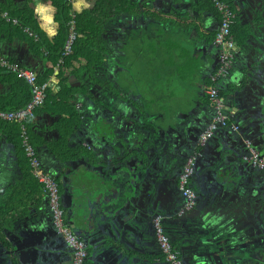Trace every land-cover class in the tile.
<instances>
[{
  "label": "crops",
  "instance_id": "0c3cea01",
  "mask_svg": "<svg viewBox=\"0 0 264 264\" xmlns=\"http://www.w3.org/2000/svg\"><path fill=\"white\" fill-rule=\"evenodd\" d=\"M224 1L234 16L236 15L233 21V37L238 49L235 50L234 70L230 76L227 75L223 79L220 85L223 92L220 93L223 98L228 95L234 99L241 90H245L250 92L249 97H253L251 92L256 90V86L252 85L251 89L246 81V74L249 69H257L258 62H264V0ZM67 2L70 6V16H82L96 7V0ZM20 13L33 18L40 37L47 44L53 42L60 23L53 0H0V58L17 62L48 83L44 106L25 123L31 131L33 147L39 158L41 157L43 166L47 167L48 163L56 159L54 157L58 156L59 149L63 148V137L64 141L68 139V145L75 143L77 136L78 139L84 137L89 140L92 137L102 161L103 152L110 158L115 156L112 148L105 149L109 140L105 133L109 131L107 133L114 135L117 119L109 128L103 119L95 118V113L89 114L85 107H82L80 100L70 97L71 94L84 92V85L87 83L94 84L98 81L103 85L102 78L106 76L102 72L103 60L107 57L116 59L115 98L122 110L125 111L128 106L127 110L131 111L132 115L138 112L143 114L145 120L162 123V130L168 133V137L176 134L175 130H171L181 120H194L205 128V123L211 119L207 109L209 103L205 87L218 61V50L213 45V39L219 16L210 0H117V3L108 0L103 3L99 16H93L98 20L97 37H89L88 33L87 36H80L85 43L84 55L76 57V60L59 69H56V65L52 68L48 53L44 49L40 50V54L32 51L29 39L36 41V35H30L28 29H25L24 33L28 35L26 40L9 30V24L18 26L17 20L11 19V15L19 16ZM3 15L16 23L7 22ZM94 26L92 25V28ZM263 66L261 64L258 70H263ZM14 81L11 76L6 78V75L0 73V99H6L12 94ZM77 98L79 99L80 95ZM144 115L147 117L144 118ZM168 130L171 132H167ZM190 135L194 138L198 136L194 132ZM25 159L20 142V126L17 128L14 125L0 124L1 217L4 219L11 213L20 212L24 213L25 217L30 214L33 221L40 222L42 235L46 234L43 229L48 227L47 234L53 237L54 233L46 219L48 207L44 194L41 187L32 188L35 183L25 173L28 170ZM73 165L74 168L77 167ZM97 174L93 170L87 174L81 172L78 181H75L91 182ZM86 175L87 177H84ZM209 181L210 179L204 177L201 172L194 182L198 195L197 209L183 218L172 216L165 223L166 233L171 237L172 245L180 253V257L186 261L191 258L189 264H196L192 261L195 260L199 247L198 240L200 234L204 233L205 221L207 223L206 219L211 213L210 207L217 199L215 193H212L214 189L208 187ZM86 185L84 188L90 189L91 185ZM166 191L169 192V187ZM246 232L247 237L241 244L250 246L257 240L253 228L247 229ZM22 236L24 239L26 234ZM133 245L135 247L136 244ZM28 248L30 246L22 250L30 263L35 258L33 260V251ZM128 254L131 258H136L138 264H167L154 237L149 243L135 247V252L131 250ZM94 257L89 248L87 264H97L100 261ZM119 257V262H122V257ZM212 258L216 264H221L217 254ZM110 259L109 257L101 264H111ZM54 260H60L58 253L53 254Z\"/></svg>",
  "mask_w": 264,
  "mask_h": 264
},
{
  "label": "water",
  "instance_id": "95a60500",
  "mask_svg": "<svg viewBox=\"0 0 264 264\" xmlns=\"http://www.w3.org/2000/svg\"><path fill=\"white\" fill-rule=\"evenodd\" d=\"M258 64L257 69H249L246 74V81L251 89L252 85L256 86V90L251 92L253 97H249L250 92L245 90L239 91L234 99L228 95L225 97L227 113L241 127L240 133L220 130L207 144L198 147L197 139L204 129L201 123L181 120L171 130H175L176 134L168 137V133L162 130V123L142 118L143 120L138 122L139 130L130 131L133 143L129 152L134 155L135 160L134 164L128 167L131 175L129 172L116 173L110 179L105 178L97 183L96 187L91 188L95 193L94 204L98 207L87 212L83 210L88 209L83 197L77 193L71 194L72 189L71 191L68 189L81 174L74 170V166L70 167L71 170L62 180L67 188L63 195L67 223L75 235L91 248L95 255L94 259L100 260L97 264H101L109 257L111 264H138V260L131 258L128 253L131 250L135 252V247L149 243L153 237L155 238V219L160 218L161 225H165L172 216L183 218L188 215L189 212L185 209L186 199L176 192L172 179L182 160L194 154H197L198 164L196 175L201 174L203 162L207 160L206 157L209 159L210 151H215L216 154L215 161H212L214 164L211 165L214 177L210 179L208 187L214 189L212 193H215L217 199L210 207L211 213L208 214L207 223L205 221L204 233L200 234L199 247L192 263L216 264L212 256L217 254L221 264H264L261 263V258L259 261L254 258L250 246L241 244L247 237L246 230L249 228L255 229L256 236L260 239L259 243L263 239L259 230L263 228L261 199L259 203H253L244 183L250 173L259 169L251 171L248 168L250 165L243 159L246 149L241 142L245 137L259 142L264 127V66L263 70H258L264 62ZM90 86L91 83H87L84 85V92L70 95L71 98L80 100L88 113L95 107V95L90 91ZM207 109L211 118L210 105H207ZM140 129L145 132L141 133ZM191 132L197 133L198 136L194 138L190 135ZM90 139L92 140V137ZM89 141L88 139L87 143ZM241 147L245 149L244 152L237 150ZM102 156L107 162L110 161L106 152H103ZM58 164L60 168L67 167L63 159L62 163L58 161ZM167 187L169 192L166 191ZM253 207L256 208L255 213ZM24 222L26 225L19 228V236L22 238L23 231L27 230L26 236L33 235L40 239L36 249L40 264H72L70 248L53 227H50L54 231L52 237L47 234L48 227L43 229V233L46 234L42 235L40 222L33 221L30 214L24 218ZM169 239L171 240L170 236ZM133 244H136L135 247ZM34 248L35 246L28 249ZM54 253L60 255V260L53 261ZM119 255L122 262H119ZM181 259L183 264H189L191 260L190 258L186 261L182 257Z\"/></svg>",
  "mask_w": 264,
  "mask_h": 264
},
{
  "label": "flooded vegetation",
  "instance_id": "af4514ba",
  "mask_svg": "<svg viewBox=\"0 0 264 264\" xmlns=\"http://www.w3.org/2000/svg\"><path fill=\"white\" fill-rule=\"evenodd\" d=\"M234 18H236V15L234 16ZM236 47H237V45L235 43V50H236ZM217 59H218V55H217ZM115 61H116V59L112 58V57H107L105 60H103L102 72L105 73L106 76L102 78L103 79V82H102L103 85H101L97 81L96 83L91 84V86H90L91 87L90 91H92L95 95V97H94L95 107H94L93 111H89V114H90V112L95 113V115H94L95 118L103 119L107 123V125H109V128H110V125H113L111 123H113L117 119V123H116L117 129H116L114 135L112 136L111 133H107L109 131H107L105 133V134H107V136L109 138L108 144H107L105 149L112 148L115 151V156L113 158L108 157V158H110L109 159L110 161H108V162L106 161L105 158L102 161V159L99 157L100 154H97V150H96L97 147L94 145L93 141L90 139L89 143H87L88 138L81 137L78 139V136H77L76 142L71 143L69 145L67 143L69 141H68V139H66L67 141L63 142L64 143L62 145L63 148L59 149V151H58V156H57L58 158L54 157L56 159L55 160L53 159L50 163H48L46 165L47 167H45L42 165L41 157L39 158V155H38L36 149L33 147L35 149L37 155H38L39 160H40L42 170L54 179V181L58 187L60 204H61V208L63 210V218H64L65 224L67 226H68L67 218H66L67 212L64 210V207H63L64 206V203H63L64 190L67 188H66V185L63 183L62 180H63V178H65V175L67 174V172L71 170L70 167L74 166L73 164L77 165V167L74 168V170H77L80 173L83 172L84 174H87L91 170L98 173L96 175L97 177H95V179H93V181H91V182L90 181L89 182L83 181L81 183H77V181H74V183H72L68 187V189L70 191H71V189L73 190V191H71V194L72 193H78V194L80 193L81 194L84 201L86 202L85 204H87V206H88V209L84 208L83 210H84V212H87L89 209L92 210V209L98 207L94 204L95 193H93L94 191L93 192L91 191V188L96 187V184L99 182H102L103 179H105V178L110 179L113 176V174H116V173L124 174V172L125 173L129 172L128 167L132 166L135 162L134 155L129 152L130 146L133 143V141H132L133 139H132V135L130 134V131L139 130L138 122H141L143 120L142 119L143 114L141 115V114H138V112H137L135 115H132V112L131 111L129 112V110H127L128 106H126V105H125L126 106L125 111L120 108V103L115 98L116 97L115 96V93H116L115 88L116 87H114L115 73H116V71H115L116 62ZM232 70H234V60L232 62L231 69H230L228 76H230ZM105 78H106V80H105ZM221 91L223 92L222 88L220 89V92ZM90 96H92V95L90 94ZM223 100L225 102V98H223ZM225 111L227 112L226 105H225ZM34 113H33V115H34ZM211 116H212V112H211ZM32 117H34V116H32ZM229 117H230L231 122L237 126V129L234 132L240 133L241 127L239 126V124L236 123V121H234L230 115H229ZM30 119H32V118H30ZM29 120H27V122ZM218 131H220V130H218ZM140 132L144 133L145 130L140 129ZM217 132H215L213 137L216 135ZM116 134H118V136ZM213 137L210 140H212ZM246 139H248L252 142L254 149L259 153L260 156L263 157V154H264V127L262 129V135H261V139L259 142L253 141V140H251V138L245 137V138L241 139L242 146H244V140H246ZM29 140H30V136H29ZM210 140H208V141H210ZM90 142H91V144H90ZM207 142L205 144H207ZM237 150L244 152L245 149L243 147H241V148H237ZM185 153H187V152H185ZM188 153H190V152H188ZM215 154H216L215 151H210L209 152V159L206 157L207 160L203 162L202 172H203L204 177H206L207 179H213V177H214V173H213L214 169L212 168L211 165L214 164V162H212V161H215L214 160ZM245 154H246V151H245ZM245 154H244V156H245ZM194 155H195V159H194V164H193V170H192V173H191V176L189 179V185L196 194V200H195V204H194L193 208L190 211H188L189 212L188 215H190L193 211H195L197 209V202H198V195H197V191H196V187H195V183H194L196 181V178H197L196 166L198 167V164L196 163L197 154H194ZM58 159H60V160L63 159L65 161L64 165H67V167H64V169H61L60 165L57 163ZM186 160H187L186 158L182 160V163L179 165V167L176 171V175L172 179L173 186H174L176 192L178 191L180 193V195H181V192H180V188H179V177L182 173L183 166H184ZM60 163H62V161ZM70 163H71V165H70ZM201 166H202V164H201ZM248 168H250L251 171H253L255 169L252 166H248ZM118 170H119V172H118ZM129 174L131 175L130 172H129ZM250 174L251 175H248V180L244 182L245 187L247 188V191L249 194V198L253 203H255V202L259 203L260 199H261V204L263 206L262 207V209H263V228H259L260 233L263 235L262 236L263 239H262V242L259 243L260 239H259V237L256 236V232L254 231L255 229H253L254 237L256 238L257 241H255V242L253 241V243H252V245H250V247H251V249H253L251 253L253 256H255L254 258L257 261H259V258H261L260 261L262 263V262H264V170H258L257 172L253 171ZM84 177H87V175ZM68 181H70V180H68ZM258 183H261V185L259 186ZM86 184L91 185L90 189L84 188V186H87ZM77 185H79V188H77ZM67 186H68V184H67ZM44 197H45V203L48 207L46 195H44ZM253 209H254V211L253 210L252 211H253V213H255L256 208L253 207ZM25 216L26 215L24 213H21V212L20 213H11V214L5 216V218L3 219V217H1V214H0V264H40V257L37 256V251H36L37 245L40 243V239L34 237L33 235H31L30 237L27 236V238L25 236L24 239L20 238V236H19V234H20L19 228L24 227L26 225V223L24 222ZM46 216H47L46 219H47L49 226L53 227L52 215H51V212L49 210V207H48V211L46 212ZM162 227L166 233L167 231H166L165 225L163 224ZM52 232H54V231H52ZM21 234H22V231H21ZM23 234H26V233L24 232ZM28 246H30V247L35 246V248H34L35 251L32 249L33 260H34V258H35V260L33 262H30V263H28V261L26 260L27 257L23 254V250H22V249H24V247H28ZM85 248H86L87 259H88L89 248L86 244H85ZM71 257H72V255H71Z\"/></svg>",
  "mask_w": 264,
  "mask_h": 264
},
{
  "label": "built area",
  "instance_id": "2783aa9c",
  "mask_svg": "<svg viewBox=\"0 0 264 264\" xmlns=\"http://www.w3.org/2000/svg\"><path fill=\"white\" fill-rule=\"evenodd\" d=\"M210 1L219 16L218 28L213 39V45L218 50V61L205 87V95L208 99L212 116L206 127L198 136V147L204 146L218 130L236 131L237 129V126L231 122L228 113L225 111V102L220 95V85L223 79L229 75L235 56V41L232 35L234 14L224 0ZM3 17L7 22L12 24L16 23L14 20L7 19L6 15H3ZM29 34L32 35L31 33ZM76 38L75 16L72 15L68 22L67 39L63 46L61 57L57 61L56 69L63 66L65 60L71 55ZM0 71L14 75L19 80L24 81L29 86L31 92L30 100L24 108L15 111L0 110V122L16 123L20 126V142L23 152L32 177L41 187L43 194L47 197L48 207L52 215L53 227L70 248L72 264H87L85 243L65 224L58 187L54 179L42 170L38 155L30 143L25 128L27 120L32 118L33 113L44 105L48 94V83H39L35 73L24 68L17 62L3 58H0ZM244 146L246 149V154L243 158L244 161L253 168L264 170V157L260 156L254 149L252 142L246 139L244 140ZM194 159L195 155H191L187 158L179 177L180 192L182 197L186 199L185 209L188 211L193 208L196 200V194L189 185ZM154 233L155 241L163 260L167 264H183L180 253L174 248L169 237L165 233L160 223V218L154 220Z\"/></svg>",
  "mask_w": 264,
  "mask_h": 264
},
{
  "label": "trees",
  "instance_id": "16d2710c",
  "mask_svg": "<svg viewBox=\"0 0 264 264\" xmlns=\"http://www.w3.org/2000/svg\"><path fill=\"white\" fill-rule=\"evenodd\" d=\"M108 2V0H96V7L93 9V11L85 13L82 16H75V23H76V34L77 38L72 48L71 55L65 60L63 67H66L70 62L73 60H76L78 56L84 55L85 51V43L80 38V36H87V33L89 34V37H97L99 34L98 29L96 28V23L98 20H96L93 16H99V12L101 11V7L104 2ZM115 3H117V0H114ZM108 4L111 5V2ZM53 5L57 10V20L60 23L59 29L57 32L56 37L54 38L52 43L45 42L44 39L40 37V33L38 32L36 25L34 24V20L32 17H29L27 14L20 13V15L12 16L11 19H16L18 22V26H12L11 24L7 25L12 31L13 34L18 35L22 38L28 39V35L24 33L25 29H28V31L34 35L37 36V40L29 39L30 41V47L32 51L36 54H40V50L44 49L46 53H48V61L52 64V68L55 67L57 61L61 57V53L63 50V46L65 44V41L67 39L68 35V22L70 20V6L67 2V0H53ZM114 5V4H113ZM92 25H95L92 28ZM86 33V34H85ZM232 35L233 34V26H232ZM88 37V38H89ZM80 45H83L82 47ZM90 60V59H89ZM53 70V69H52ZM2 75H6V78H14V91L10 96H8L6 99H0V110L1 111H15L19 110L25 107V105L29 102L31 97V92L29 86L22 80L16 79L14 75L6 74L3 71H0ZM44 79L38 78V82L42 83ZM221 95V93H220ZM222 97V96H221ZM45 104V103H44ZM41 109V108H40ZM37 111V110H36ZM35 111V112H36ZM76 117V116H75ZM28 123V122H27ZM4 125H14L17 126L16 123H1ZM26 130L28 132V135L30 136V142L32 146L34 145V142H32L31 137L33 138L30 129L25 124ZM76 127V126H75ZM17 133L19 135V132L17 130ZM66 138V137H65ZM64 142V137H63ZM25 163L28 166V170L25 171L26 175L30 176L29 178L34 181V185L32 188H38L40 187L37 182L32 178L30 168L28 165L27 160L25 159Z\"/></svg>",
  "mask_w": 264,
  "mask_h": 264
},
{
  "label": "rangeland",
  "instance_id": "374dc122",
  "mask_svg": "<svg viewBox=\"0 0 264 264\" xmlns=\"http://www.w3.org/2000/svg\"><path fill=\"white\" fill-rule=\"evenodd\" d=\"M149 120H151V119H149ZM171 123V122H170ZM34 146V145H33Z\"/></svg>",
  "mask_w": 264,
  "mask_h": 264
}]
</instances>
